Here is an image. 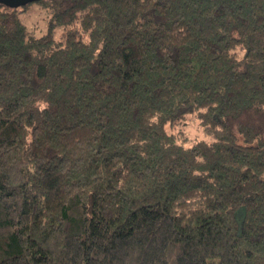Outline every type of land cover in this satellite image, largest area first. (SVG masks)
Listing matches in <instances>:
<instances>
[{
	"label": "trees",
	"instance_id": "trees-1",
	"mask_svg": "<svg viewBox=\"0 0 264 264\" xmlns=\"http://www.w3.org/2000/svg\"><path fill=\"white\" fill-rule=\"evenodd\" d=\"M36 3H0V264H264V0Z\"/></svg>",
	"mask_w": 264,
	"mask_h": 264
},
{
	"label": "rangeland",
	"instance_id": "rangeland-1",
	"mask_svg": "<svg viewBox=\"0 0 264 264\" xmlns=\"http://www.w3.org/2000/svg\"><path fill=\"white\" fill-rule=\"evenodd\" d=\"M26 10L20 14L21 21L37 32L38 35L46 32V20L49 16L48 10L42 7L40 4L33 2L25 8ZM60 35V31L57 33ZM169 133H176L181 131L188 139L189 144L199 140H210V136L206 135L204 129L200 126L198 120L192 116H188L186 119V125L179 123L176 127L167 126Z\"/></svg>",
	"mask_w": 264,
	"mask_h": 264
},
{
	"label": "water",
	"instance_id": "water-1",
	"mask_svg": "<svg viewBox=\"0 0 264 264\" xmlns=\"http://www.w3.org/2000/svg\"><path fill=\"white\" fill-rule=\"evenodd\" d=\"M38 0H0V3L3 5H6L8 7H20L24 6L33 2H36Z\"/></svg>",
	"mask_w": 264,
	"mask_h": 264
}]
</instances>
